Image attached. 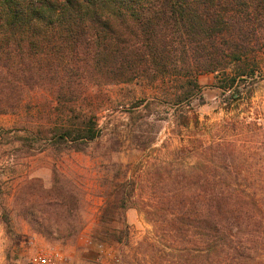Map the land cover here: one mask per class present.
<instances>
[{"label": "trees", "instance_id": "obj_1", "mask_svg": "<svg viewBox=\"0 0 264 264\" xmlns=\"http://www.w3.org/2000/svg\"><path fill=\"white\" fill-rule=\"evenodd\" d=\"M262 55L264 0H0V115L38 106L47 139L83 152L104 138L94 106L108 104L103 89H151L176 107L184 144L164 157L149 150L129 195L114 200L160 228L145 247L170 264H264V131L231 118L203 138L192 105L205 74L241 101ZM44 193L43 209L64 206Z\"/></svg>", "mask_w": 264, "mask_h": 264}, {"label": "rangeland", "instance_id": "obj_2", "mask_svg": "<svg viewBox=\"0 0 264 264\" xmlns=\"http://www.w3.org/2000/svg\"><path fill=\"white\" fill-rule=\"evenodd\" d=\"M217 76H201L203 97L192 103L200 119V135L204 138L210 128L231 118L258 120L264 131V55L256 80L242 91L241 101L234 102L230 92L218 87L224 83ZM102 94L108 97V104L100 110L94 106L104 138L83 152L55 146L47 139L48 123L38 114V106L0 115V190L4 193L0 194V225L6 237H0L6 240L0 245V264H28L35 253L53 247L63 250L73 264L172 261L164 252L153 253L145 247L159 240L156 231L160 228L144 212L121 208L114 197L129 195L132 188L128 183L150 152L161 149L164 157L166 145L175 150L184 144L176 131V107L142 86H110ZM190 128L185 136L197 130ZM28 129L36 135H29ZM138 139L141 143L152 139L153 143L140 151L134 143ZM120 140L125 142L122 147H118ZM259 141L264 142V137ZM44 192L59 202L64 200V206L43 209L38 196ZM156 247L172 251L169 246Z\"/></svg>", "mask_w": 264, "mask_h": 264}, {"label": "built area", "instance_id": "obj_3", "mask_svg": "<svg viewBox=\"0 0 264 264\" xmlns=\"http://www.w3.org/2000/svg\"><path fill=\"white\" fill-rule=\"evenodd\" d=\"M28 264H73L71 258L61 249L53 247L35 253Z\"/></svg>", "mask_w": 264, "mask_h": 264}, {"label": "crops", "instance_id": "obj_4", "mask_svg": "<svg viewBox=\"0 0 264 264\" xmlns=\"http://www.w3.org/2000/svg\"><path fill=\"white\" fill-rule=\"evenodd\" d=\"M2 235H3V236H2ZM1 236H2L3 238H6V237H5V231L3 230L2 225H0V237H1ZM3 238H2V239L0 238V245H1V246H4V243L6 244V240L3 239ZM1 254H2V250L0 251V255H1Z\"/></svg>", "mask_w": 264, "mask_h": 264}]
</instances>
